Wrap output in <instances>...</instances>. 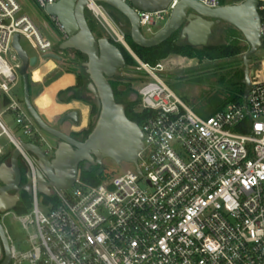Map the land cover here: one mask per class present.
Segmentation results:
<instances>
[{
    "label": "built area",
    "instance_id": "built-area-1",
    "mask_svg": "<svg viewBox=\"0 0 264 264\" xmlns=\"http://www.w3.org/2000/svg\"><path fill=\"white\" fill-rule=\"evenodd\" d=\"M34 1L46 9L60 0ZM180 1L155 12L138 10L140 26L155 24ZM196 1L222 6V0ZM87 8L149 78L137 89L144 146L132 170L98 185L78 175L69 189L53 188L48 196L53 200L41 205L36 159L23 142L39 145L48 156L56 146L43 135L23 96H16L22 61L13 39L26 37L41 55L54 52V43L18 0H0L1 98H7L6 110L16 115L23 133L34 139L16 138L0 118V161L17 148L32 179L31 208L18 216L29 247L19 250L5 231L8 264H264V76H252L246 103L243 97L242 104L202 117L165 82L162 62L145 63L130 49L102 4L88 0ZM257 9L264 44V0Z\"/></svg>",
    "mask_w": 264,
    "mask_h": 264
},
{
    "label": "water",
    "instance_id": "water-1",
    "mask_svg": "<svg viewBox=\"0 0 264 264\" xmlns=\"http://www.w3.org/2000/svg\"><path fill=\"white\" fill-rule=\"evenodd\" d=\"M104 2L123 14L130 25L132 40L142 47L160 45L180 30V39L187 40L195 47L209 43L215 25L222 21L237 28L249 45L243 55L246 103L251 87L254 68L251 67L250 56L263 46L260 35L261 19L257 9L258 0H243L234 4H223L217 8H208L196 0H181L172 10L165 25L150 36L144 35L140 26L139 11L155 12L168 7L171 0H95ZM88 0H60L48 5L45 11L57 18L63 27L66 39L60 44L61 50H76L86 55L83 66L89 75L88 89L95 96L99 116L91 133L83 140L77 139L48 123L36 109L30 94L29 69L38 60L37 56H30L21 44V37L16 34L13 47L17 51L22 66L23 100L24 104L36 122L45 132L58 139V144L52 156H48L39 146L31 142H23V149L31 152L37 163V189L45 196L52 194V189L66 190L74 185L79 173L80 165L86 169L100 166L106 158L117 164L129 162L137 164L139 152L143 149V133L138 123L130 120L125 113V106L116 100L110 78L122 69L126 62L121 50L110 41L109 37L97 38L91 31L85 17V7ZM46 56L62 60L63 57L55 52ZM79 112L67 113L60 122L72 119L79 122ZM10 155V165L0 161V212L4 213L15 207L19 200L16 190L27 191L30 195L31 175L27 171V183L20 187L22 172L19 165L20 151L15 148ZM2 246L5 248V258L0 264H8L10 251L8 239L0 222V254Z\"/></svg>",
    "mask_w": 264,
    "mask_h": 264
},
{
    "label": "rangeland",
    "instance_id": "rangeland-1",
    "mask_svg": "<svg viewBox=\"0 0 264 264\" xmlns=\"http://www.w3.org/2000/svg\"><path fill=\"white\" fill-rule=\"evenodd\" d=\"M18 1L21 5L22 12L27 13L36 23L42 35L45 38L50 39L54 43V52L55 50L60 48V44L66 39V35L60 31L56 22L45 11V9H42L37 6L34 0ZM128 3H130V1ZM105 10L107 11L106 8ZM90 14L94 17L91 11ZM169 16V12L164 13L163 18H156L155 24H148L142 26L141 29L144 35L150 36L153 33L157 32L159 29H161L165 25ZM111 17L113 18L112 15ZM232 27L234 26L222 25L216 27L212 32V35L210 36L208 44L217 45L227 43L229 41L228 35L233 30ZM115 28L118 33L124 34V30L120 27L119 23L116 22ZM225 28L227 29L225 30ZM104 31L105 37L117 39V36L114 33L110 34L105 28ZM177 35L178 38H180L181 34L179 32L177 33ZM20 41L23 48L30 55L36 53V50L32 47L30 40H28L24 36H21ZM245 43L246 42L243 40L242 44ZM60 55L63 57V59L62 61H59V65H62L66 68L69 66L79 68L78 64L75 62L77 59L76 54L73 51H69L66 53L60 51ZM243 55L244 53L237 56L236 58L219 59L215 61H209L207 59H204V61H199L198 58L194 59L180 55H171L162 61L165 69L162 75L165 82L172 88V90L181 98V100L186 105H188L194 112H196L200 116L205 117L210 115L215 109L216 99L212 98L214 95H218L222 98H225L227 95H229L231 86L233 85V83H235L236 79L238 78L235 73L237 71H240L241 69L244 70ZM251 56V67L254 68V71L257 72L258 76H264V46L259 48ZM193 70L195 71L194 75H188V72H193ZM141 76L142 78H144V81L149 79L145 77V74ZM39 77L40 72L39 70H37L35 71L34 78L39 79ZM120 77L127 79L132 77L137 78L138 76H133L132 74L127 73L126 71H122L120 73ZM142 81L138 83L133 82L132 86L138 89ZM41 88L42 87L40 85L32 86V98L39 94ZM15 93L16 96L21 99V97L23 96V85L18 86ZM85 96L87 98H95L93 94L91 95L88 92L85 93ZM135 96L136 95L134 94L133 98H135ZM0 99V118L5 124V126L8 128V130L18 139L34 140L32 137H29L23 133L21 127L16 122V115L12 111H7V105L2 102V98ZM52 126H58L57 122L55 124H52ZM64 129L66 130L65 127ZM64 129L62 128L61 130L63 132H66ZM42 132L50 143H52L54 146H57L58 139L56 137L43 130ZM2 143L6 145V148L10 147V144L6 141V139H2ZM49 156H52V153H50ZM98 167L99 170H102L104 172V174L114 175L123 173L129 169L132 170L134 168V165L129 162H122L121 164H117L112 159L106 158L103 164ZM22 168L25 171V167L23 165ZM42 201L43 195L40 194V202L43 206ZM18 216L19 212L16 210V208H12L8 213H0V222L3 225L7 235L12 238L16 247L19 250H26L29 247L28 233L23 228V225L18 219Z\"/></svg>",
    "mask_w": 264,
    "mask_h": 264
},
{
    "label": "trees",
    "instance_id": "trees-1",
    "mask_svg": "<svg viewBox=\"0 0 264 264\" xmlns=\"http://www.w3.org/2000/svg\"><path fill=\"white\" fill-rule=\"evenodd\" d=\"M243 0H222V4H234L242 2ZM107 11L112 14V12H115L116 10L112 8L110 5L100 2ZM88 25L91 29V31L94 33V35L97 38L105 36V31L103 26L97 21L95 17H93L90 14L87 17ZM126 27L124 30V40L127 43V45L130 47V49L145 63H149L151 65H156L159 62H162L166 58H168L171 55H180L187 58H198L199 61H204V59H207L209 61H215L219 59H228V58H236L237 56L241 55L242 53H245L248 51L249 47L248 44H242V41H245V38L243 34L235 27H232V32L228 35V42L224 44H207L205 46L201 47H195L186 41L181 40L178 38V35L176 32L173 34L170 38H168L166 41L161 43L160 45L154 46V47H142L138 44H136L130 35V25L128 20H125ZM241 33V34H240ZM110 41L115 44L122 52L124 58H125V66L118 71V73L110 78V83L113 87L116 100L120 103H123L125 106V113L127 117L138 123L140 126L143 118L144 113L138 111L137 106L139 104V96L137 89L132 86L133 82H140L144 81V78H142L141 75L145 74L144 72L137 71L136 66H138V62L133 57V55L129 52V50L126 48V46L109 37ZM246 42V41H245ZM264 46V44H263ZM60 51L63 53L73 51L76 54V63L78 64L79 68L74 67H67L68 70L73 71L77 76V83L74 88H71L74 92L67 98V101H71L74 99L82 100L85 103H87L90 107L89 110V121L85 128L79 130V131H72L69 133L71 136L83 140L85 139L93 130V128L96 125L98 116H99V109L98 104L95 98H87L85 96V93H92L88 89V82L89 75L86 72V68L83 66V62L86 61V55L83 53L76 51V50H61L58 48L55 50V53L60 55ZM252 59V56H250ZM205 67V66H204ZM122 71H126L127 73L132 74L133 76H138L137 78H123L119 76V73ZM188 75H194L195 71H189ZM140 75V76H139ZM235 75L238 77L233 83V85L230 88V93L225 98L219 97L218 95H214L212 98H215L216 106L213 112L210 114H214L218 110L224 109L228 104L235 103V104H242L243 97L245 94V84L243 82L244 79V70L241 69L240 71H237ZM30 83V94L32 97V88ZM69 89V90H71ZM61 93L60 95H62ZM136 95L135 98H133V95ZM1 98V93H0ZM33 100V98H32ZM2 102L7 105L8 101L7 98L2 97ZM0 106H1V99H0ZM209 116V115H208ZM110 174H104L102 170H99L98 166H92L89 169H86L83 164L80 165V178L90 184L98 185L102 183ZM49 200H53L52 197H48L43 195V201L47 202ZM32 205V198L31 196L25 195V197L22 200V203L16 206V210L19 212V214H23L31 208Z\"/></svg>",
    "mask_w": 264,
    "mask_h": 264
},
{
    "label": "crops",
    "instance_id": "crops-1",
    "mask_svg": "<svg viewBox=\"0 0 264 264\" xmlns=\"http://www.w3.org/2000/svg\"><path fill=\"white\" fill-rule=\"evenodd\" d=\"M30 56L38 57L36 64L30 67L28 75L32 86L40 85L42 87L39 94L33 98L34 105L42 117L50 125L57 122L61 129L65 127L66 130H64L68 134L85 128L89 121V105L77 99L67 101V98L74 92L71 88L76 86V74L59 65V61L62 60L41 55L37 51ZM37 70L40 72L39 79L34 78ZM61 93L63 94L60 95ZM73 110L79 112V122L76 123L72 119H66L61 123L60 120Z\"/></svg>",
    "mask_w": 264,
    "mask_h": 264
},
{
    "label": "flooded vegetation",
    "instance_id": "flooded-vegetation-1",
    "mask_svg": "<svg viewBox=\"0 0 264 264\" xmlns=\"http://www.w3.org/2000/svg\"><path fill=\"white\" fill-rule=\"evenodd\" d=\"M98 2V1H97ZM100 3V2H99ZM223 5V4H222ZM112 16H113V18L116 20H114L115 22H117V23H119V25H120V27L122 28V29H124L125 27H126V22H125V20H126V17L123 15V14H121L120 12H118V11H115V12H112V14H111ZM89 16V9L87 8V6L85 7V17H86V19H87V17ZM218 25V26H217ZM217 25H215L214 26V28H213V31H214V29L216 28V27H219V26H222V25H227V26H232V25H230L229 23H227V22H224V21H222L220 24H217ZM227 28H225V30H226ZM179 33H180V30L178 31ZM181 34V33H180ZM212 35V34H211ZM185 41L188 43V41L185 39ZM121 73V72H120ZM120 73H119V76H120ZM56 128H58V129H60L61 130V127L59 126V124H58V126H55ZM59 142V141H58ZM51 157V156H50ZM2 163H6L7 165H10V155H8V153H6L3 157H2V161H1ZM19 165H20V168H21V172H22V181H21V183H20V187H22V186H25L26 185V183H27V177H26V173H27V171H29L28 170V168L26 167V165H25V163H24V161L19 157ZM22 165L25 167V171L23 170V168H22ZM92 167V166H91ZM31 175V174H30ZM3 185V183H2V181H0V187ZM31 189H32V187H31ZM12 194H14V193H18V196H19V200H18V202H17V204L15 205V207L14 208H16V206L17 205H19L20 203H22V200H23V198L25 197V195H30L27 191H25V190H20L19 192H17L16 190H14V191H12L11 192ZM32 194V193H31ZM41 194V193H40ZM31 196V195H30ZM8 211H10V210H8ZM7 211V212H8ZM0 213H2V212H0ZM4 213H6V212H4ZM7 236V235H6ZM8 239V238H7ZM8 247H9V251H10V243L8 242ZM5 254H6V252H5V248L2 246V252H1V254H0V262H2L3 261V259L5 258Z\"/></svg>",
    "mask_w": 264,
    "mask_h": 264
}]
</instances>
